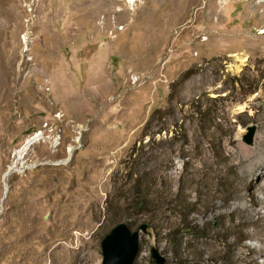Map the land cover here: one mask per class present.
<instances>
[{"label":"rangeland","instance_id":"obj_1","mask_svg":"<svg viewBox=\"0 0 264 264\" xmlns=\"http://www.w3.org/2000/svg\"><path fill=\"white\" fill-rule=\"evenodd\" d=\"M262 31L264 0H0V264H101L119 223L132 264H264Z\"/></svg>","mask_w":264,"mask_h":264},{"label":"water","instance_id":"obj_2","mask_svg":"<svg viewBox=\"0 0 264 264\" xmlns=\"http://www.w3.org/2000/svg\"><path fill=\"white\" fill-rule=\"evenodd\" d=\"M255 132V125L246 126L239 135L241 142L246 146H253ZM11 172L12 169L8 168L3 178L5 179ZM4 196L5 193L3 198ZM145 229L146 225H141L137 231H131L124 223L111 228L100 241L101 264H132L137 254L139 232H144ZM150 258L153 264H164V258L155 248L150 249Z\"/></svg>","mask_w":264,"mask_h":264},{"label":"bare ground","instance_id":"obj_3","mask_svg":"<svg viewBox=\"0 0 264 264\" xmlns=\"http://www.w3.org/2000/svg\"><path fill=\"white\" fill-rule=\"evenodd\" d=\"M262 32H264V31H262ZM242 61V60H241ZM23 152V150H21V151H19V152H17L16 154H17V156H18V158H20L21 157V153ZM17 163L16 162H14L13 163V165L10 167L11 169H12V171H17L18 169H17V165H16Z\"/></svg>","mask_w":264,"mask_h":264},{"label":"built area","instance_id":"obj_4","mask_svg":"<svg viewBox=\"0 0 264 264\" xmlns=\"http://www.w3.org/2000/svg\"><path fill=\"white\" fill-rule=\"evenodd\" d=\"M125 2H127V3H131V4H133V3H136V2H139L140 0H124ZM134 80V79H133ZM136 80V79H135Z\"/></svg>","mask_w":264,"mask_h":264}]
</instances>
